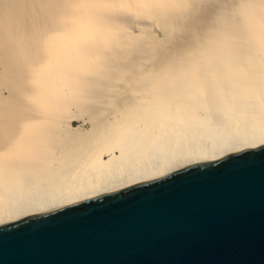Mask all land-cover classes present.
<instances>
[{
	"label": "bare ground",
	"instance_id": "6f19581e",
	"mask_svg": "<svg viewBox=\"0 0 264 264\" xmlns=\"http://www.w3.org/2000/svg\"><path fill=\"white\" fill-rule=\"evenodd\" d=\"M264 145V0H0V225Z\"/></svg>",
	"mask_w": 264,
	"mask_h": 264
},
{
	"label": "water",
	"instance_id": "95a60500",
	"mask_svg": "<svg viewBox=\"0 0 264 264\" xmlns=\"http://www.w3.org/2000/svg\"><path fill=\"white\" fill-rule=\"evenodd\" d=\"M0 264H264V145L0 225Z\"/></svg>",
	"mask_w": 264,
	"mask_h": 264
}]
</instances>
